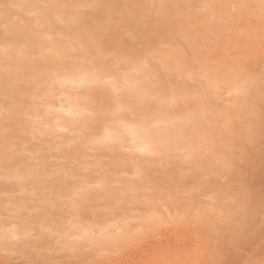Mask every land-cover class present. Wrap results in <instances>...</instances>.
I'll return each mask as SVG.
<instances>
[{
  "label": "snow or ice",
  "instance_id": "1",
  "mask_svg": "<svg viewBox=\"0 0 264 264\" xmlns=\"http://www.w3.org/2000/svg\"><path fill=\"white\" fill-rule=\"evenodd\" d=\"M8 7L13 11L0 22V36L4 38L0 57L5 61L0 65V211L4 214L0 231L12 239L33 238L32 206L39 202L49 208L63 206L72 213L66 227L39 224L41 233L56 238L61 252L74 253L87 245L104 256L119 251L106 247L108 244L137 243L152 226L161 223L155 211L94 224L81 223L79 218L81 203L88 194L108 200L110 206L99 211L110 213L125 200H137L135 185L117 183L115 187L121 189L117 195L105 179L75 181L92 169L89 161L93 152L120 145L125 137L141 157L160 156L159 147L170 140L161 137L157 142L153 130L187 124L196 113L168 121L153 118L150 123L130 120L126 116L134 106L123 94L132 96L137 106L156 101L165 111L197 99L196 94H190L189 81L202 77L210 90L216 86L208 63L212 47L182 31L178 36L177 29L169 25L168 15L157 11L164 7L162 4L151 6L155 20L136 16L119 0H11ZM203 8L197 6L194 11ZM66 31L72 32L74 43L66 42ZM205 36L219 47L211 34ZM186 54L200 63L198 70L186 62ZM66 60L74 61L70 68H63ZM154 62L162 71L176 73L179 80L161 87L152 69ZM146 82L152 87H144ZM97 85L110 93L103 111L87 96L81 100L70 95ZM61 92L63 96H59ZM54 96H59V104L51 102ZM85 115L90 126L104 117L99 132L85 137L84 129L67 126L68 121L81 120ZM199 115L203 118L205 114L201 111ZM203 150L204 145L188 144L181 149V156L191 161ZM143 175V168L135 165L132 179ZM210 179L205 176V180ZM215 198L213 193L206 196L213 204ZM194 214L199 217L200 210Z\"/></svg>",
  "mask_w": 264,
  "mask_h": 264
},
{
  "label": "clouds",
  "instance_id": "2",
  "mask_svg": "<svg viewBox=\"0 0 264 264\" xmlns=\"http://www.w3.org/2000/svg\"><path fill=\"white\" fill-rule=\"evenodd\" d=\"M127 4L136 16L152 20L156 12L152 5L168 15L169 25L193 37L199 43L207 42L213 49L208 62L216 82L210 90L202 77L189 81L188 99L165 111L156 101L137 106L128 93L123 98L134 106L127 114L130 120L153 118L175 120L184 113H196L187 124H177L153 130L157 142L161 137L170 140L159 147L158 157H141L125 137L123 143L98 148L91 154L92 169L75 183L105 179L119 194L117 183H133L137 200H125L110 213V202L91 193L81 203L80 222L103 223L123 215H139L155 211L161 218L142 239L133 245L108 244L109 251L99 256L95 248L84 245L74 253L61 252L55 237L39 231L41 222L66 227L71 218L63 206L49 208L37 202L33 205L31 222L33 238L12 239L0 231V264H264V0H119ZM11 0H0V22L7 19ZM204 6L203 11H194ZM211 34L219 47L206 40ZM66 42L74 43L72 32L66 31ZM0 36V42H3ZM191 47H189V53ZM185 60L201 65L192 55ZM0 57V65L4 63ZM73 60H66L63 68H70ZM87 67V65H85ZM154 75L161 87H170L179 80L174 72H164L155 62ZM144 87H152L146 82ZM159 91V89H157ZM64 93H59L63 96ZM72 96L89 97L98 110L106 109L110 93L103 86H93ZM59 96L51 99L59 104ZM83 106V103H81ZM204 112V117L199 115ZM87 115L77 121H68L69 128L84 129L85 137L99 132L104 117L90 126ZM204 145L191 161L183 160L181 149ZM135 165L143 168L144 175L133 180ZM210 176V180H205ZM194 189H198L194 191ZM215 194L214 204L206 199ZM209 207L214 210L209 211ZM2 208V206H0ZM199 209L200 215L194 213ZM183 216L184 219H179ZM4 214L0 211V222Z\"/></svg>",
  "mask_w": 264,
  "mask_h": 264
}]
</instances>
